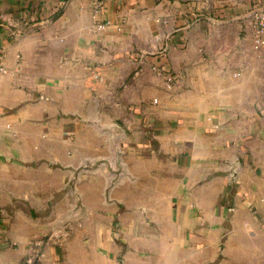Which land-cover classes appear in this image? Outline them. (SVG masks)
<instances>
[{
    "label": "crops",
    "instance_id": "0c3cea01",
    "mask_svg": "<svg viewBox=\"0 0 264 264\" xmlns=\"http://www.w3.org/2000/svg\"><path fill=\"white\" fill-rule=\"evenodd\" d=\"M262 4L0 0V264L264 263Z\"/></svg>",
    "mask_w": 264,
    "mask_h": 264
},
{
    "label": "water",
    "instance_id": "95a60500",
    "mask_svg": "<svg viewBox=\"0 0 264 264\" xmlns=\"http://www.w3.org/2000/svg\"><path fill=\"white\" fill-rule=\"evenodd\" d=\"M109 131L111 132V136L113 139L114 157L111 159L98 158L94 160H86L85 162H83L80 166L75 169L74 175L70 180L69 185H71L73 188H76V184L84 171L94 170L100 166H103L107 171H109L113 175L109 182L108 190L113 188L114 185L121 179V177L127 173L126 165L122 159V152L119 146V140L124 134V131L117 124L112 125L109 128ZM234 171L235 169L232 170V172Z\"/></svg>",
    "mask_w": 264,
    "mask_h": 264
},
{
    "label": "built area",
    "instance_id": "2783aa9c",
    "mask_svg": "<svg viewBox=\"0 0 264 264\" xmlns=\"http://www.w3.org/2000/svg\"><path fill=\"white\" fill-rule=\"evenodd\" d=\"M246 18L251 20L253 25L252 28V36L253 43L256 49L264 48V4L257 5L251 8L246 13ZM100 27H104L103 23H99ZM3 53L0 51V72L6 71V66L3 61ZM173 81V76L171 74L168 75V82L171 85ZM157 101L156 99L154 100ZM44 238H41L40 242H43ZM40 256L28 257L22 264H39Z\"/></svg>",
    "mask_w": 264,
    "mask_h": 264
},
{
    "label": "rangeland",
    "instance_id": "374dc122",
    "mask_svg": "<svg viewBox=\"0 0 264 264\" xmlns=\"http://www.w3.org/2000/svg\"><path fill=\"white\" fill-rule=\"evenodd\" d=\"M213 264H217V263H213ZM248 264H264V263H248Z\"/></svg>",
    "mask_w": 264,
    "mask_h": 264
}]
</instances>
